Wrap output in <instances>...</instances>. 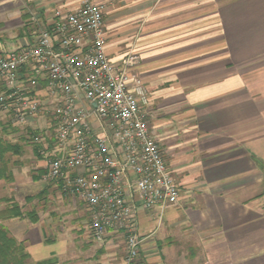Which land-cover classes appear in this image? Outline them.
I'll return each instance as SVG.
<instances>
[{"label":"crops","instance_id":"crops-1","mask_svg":"<svg viewBox=\"0 0 264 264\" xmlns=\"http://www.w3.org/2000/svg\"><path fill=\"white\" fill-rule=\"evenodd\" d=\"M81 1L0 0V54L34 40L31 13L47 18ZM102 1L107 53L114 61L140 55L148 126L180 186L178 203L138 209L142 241L131 264H179L177 248L190 238L204 264H264V0ZM4 122L0 136L21 127ZM45 124L32 127L40 133ZM32 127H23L27 137ZM19 140L0 199L22 214L0 226L27 264H127L123 233L96 241L81 200L62 179H44L41 145Z\"/></svg>","mask_w":264,"mask_h":264},{"label":"built area","instance_id":"built-area-1","mask_svg":"<svg viewBox=\"0 0 264 264\" xmlns=\"http://www.w3.org/2000/svg\"><path fill=\"white\" fill-rule=\"evenodd\" d=\"M108 7L82 0L49 18L31 16L34 40L0 54V117L17 127L46 121L30 134L48 156L45 180L62 179L81 200L96 241L121 231L131 264L142 241L138 209L178 203L180 186L148 126L140 55L114 61L107 53Z\"/></svg>","mask_w":264,"mask_h":264},{"label":"trees","instance_id":"trees-1","mask_svg":"<svg viewBox=\"0 0 264 264\" xmlns=\"http://www.w3.org/2000/svg\"><path fill=\"white\" fill-rule=\"evenodd\" d=\"M0 126L7 128L0 121ZM19 130L14 128V131ZM13 144L0 143V179L7 177L8 170L7 165L9 163L8 153L13 152ZM22 214L19 206L13 205L7 207V213L0 214V217L4 219H10L14 217H20ZM28 254L25 252L23 246L10 234L8 229L4 226H0V264H27ZM39 264H50L49 262H42Z\"/></svg>","mask_w":264,"mask_h":264},{"label":"rangeland","instance_id":"rangeland-1","mask_svg":"<svg viewBox=\"0 0 264 264\" xmlns=\"http://www.w3.org/2000/svg\"><path fill=\"white\" fill-rule=\"evenodd\" d=\"M97 1V0H95ZM100 2H105V1H102V0H99ZM98 2V1H97ZM75 9V8H74ZM57 10H63V11H66V10H73V9H57ZM32 15H36V16H39L38 12H33L30 14V17H29V20L27 22V27L29 29V33L32 34L33 33V30L30 28V23H31V16ZM51 16H48L47 18H49ZM0 121L1 123L6 126L5 124V119L3 117H0ZM10 126L12 127V124H10ZM7 127V126H6ZM19 127V126H18ZM24 126L20 127L18 131H14L12 129V133L10 134H3V136H0V143L2 142H5V143H15V142H20L19 140V136L20 135H24V137L26 138L27 142H29V145H32L34 144V142L32 141V139L30 137H27L26 135V132H28V130L26 128H23ZM9 127H7L8 129ZM10 130V129H9ZM26 131V132H25ZM15 153L13 154L12 152H9L8 153V156L7 157H10L11 156H14ZM8 170V168H7ZM45 179V178H44ZM48 181V180H47ZM51 182V181H49ZM1 193V192H0ZM1 195V194H0ZM5 214L7 213V206L5 204V201L0 199V214ZM7 219H2L0 217V225H2L3 221H5ZM185 246L184 247H180V248H177L178 249V254L177 256L179 258H181V261L179 264H204V261H205V255H204V251H202V249L197 246L195 244L194 241H192V239H187L186 242H184ZM176 249V250H177Z\"/></svg>","mask_w":264,"mask_h":264}]
</instances>
